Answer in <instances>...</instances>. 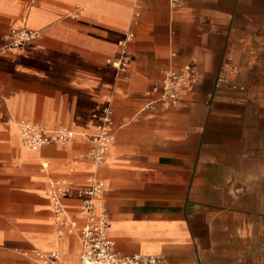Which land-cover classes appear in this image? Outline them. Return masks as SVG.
Listing matches in <instances>:
<instances>
[{
    "label": "crops",
    "instance_id": "obj_1",
    "mask_svg": "<svg viewBox=\"0 0 264 264\" xmlns=\"http://www.w3.org/2000/svg\"><path fill=\"white\" fill-rule=\"evenodd\" d=\"M0 0V264H44L60 250L80 264L82 240L57 220L51 181L79 219L92 174L107 190L121 254L172 264H264V0ZM14 28L37 31L11 46ZM125 68L109 58L123 53ZM190 64L178 103L161 98ZM193 79V80H192ZM112 109L106 159L92 146ZM67 127L75 138L25 146L18 122Z\"/></svg>",
    "mask_w": 264,
    "mask_h": 264
},
{
    "label": "built area",
    "instance_id": "obj_2",
    "mask_svg": "<svg viewBox=\"0 0 264 264\" xmlns=\"http://www.w3.org/2000/svg\"><path fill=\"white\" fill-rule=\"evenodd\" d=\"M179 2L180 0H173L174 4ZM142 6L143 0H136V17L140 15ZM12 33L11 46L15 48L37 36V31L29 28H14ZM133 37L134 32L129 30L120 40L122 55L117 59L109 58L115 66L125 68L130 62L127 44ZM191 70L190 64H186L167 71L159 87L161 98L178 103L181 92L187 88L191 80ZM112 123V109L108 108L98 131L90 136L92 146L78 154L75 161L80 157L89 158L95 165L105 161L110 143L115 137L111 131ZM18 127L23 144L31 149H38L51 142L67 143L75 138L74 130L67 127L50 128L28 120L19 121ZM106 190L105 182L97 175L92 174L89 177L88 186L78 191L82 197L79 208L81 220H78L69 216L64 202L72 193L70 181L66 177L54 178L51 181L50 197L57 220L67 230L75 231L81 237L80 264H172L162 254H121L116 250L115 241L109 234V208L104 200ZM41 256L44 264H66L60 250L42 253Z\"/></svg>",
    "mask_w": 264,
    "mask_h": 264
}]
</instances>
